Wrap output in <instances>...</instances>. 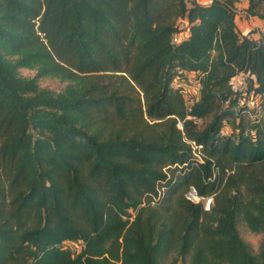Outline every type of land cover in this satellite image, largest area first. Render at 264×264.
Masks as SVG:
<instances>
[{
	"label": "trees",
	"instance_id": "obj_1",
	"mask_svg": "<svg viewBox=\"0 0 264 264\" xmlns=\"http://www.w3.org/2000/svg\"><path fill=\"white\" fill-rule=\"evenodd\" d=\"M239 1L0 0V264H264V117L225 103L240 74L264 93Z\"/></svg>",
	"mask_w": 264,
	"mask_h": 264
},
{
	"label": "built area",
	"instance_id": "obj_2",
	"mask_svg": "<svg viewBox=\"0 0 264 264\" xmlns=\"http://www.w3.org/2000/svg\"><path fill=\"white\" fill-rule=\"evenodd\" d=\"M199 3H210L213 0H196ZM187 23L185 20L178 21V30L173 34V41H179L186 32ZM250 37V35H248ZM187 75L185 77L184 75ZM174 86L180 88L184 94L185 102L190 105L196 98L199 97L201 84L193 73H185L183 70L174 78ZM233 96L226 100V105H234L237 111L245 113L252 120H259L264 117V93L256 91L251 86L247 77L241 79H234L232 82ZM197 121L201 122L200 118ZM182 127V123H178ZM248 132V130H246ZM225 134L226 131L222 130ZM187 197L194 201H202L206 209L211 208L212 197L201 196L198 194L196 188L191 186L187 192Z\"/></svg>",
	"mask_w": 264,
	"mask_h": 264
},
{
	"label": "rangeland",
	"instance_id": "obj_3",
	"mask_svg": "<svg viewBox=\"0 0 264 264\" xmlns=\"http://www.w3.org/2000/svg\"><path fill=\"white\" fill-rule=\"evenodd\" d=\"M19 71H20V74L25 77H33L36 74V69L29 68V67H22L20 68ZM38 81H39V85L41 88L49 91L52 94L61 93L62 91H64V89L69 84L68 80H63L59 77L49 76V75L39 77ZM240 231L243 237L252 245L253 249L257 250L259 247L262 235L259 233L252 232L244 223L240 224ZM66 245L75 249L76 247L79 246V243L78 242H67ZM174 255L175 254H172L171 257ZM179 264H182V262H180Z\"/></svg>",
	"mask_w": 264,
	"mask_h": 264
},
{
	"label": "crops",
	"instance_id": "obj_4",
	"mask_svg": "<svg viewBox=\"0 0 264 264\" xmlns=\"http://www.w3.org/2000/svg\"><path fill=\"white\" fill-rule=\"evenodd\" d=\"M248 6V1L247 0H242L239 1L237 3V7H238V13H237V24H238V28L240 33L242 34H247L250 36H258V32L256 33H249V31L251 29H257V30H264V19H261L257 16H250L247 17L243 11L245 10V8ZM243 77H247L246 74H240L236 77V79H241Z\"/></svg>",
	"mask_w": 264,
	"mask_h": 264
}]
</instances>
